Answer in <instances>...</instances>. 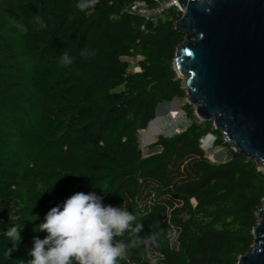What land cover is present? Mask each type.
<instances>
[{
    "label": "trees",
    "instance_id": "obj_1",
    "mask_svg": "<svg viewBox=\"0 0 264 264\" xmlns=\"http://www.w3.org/2000/svg\"><path fill=\"white\" fill-rule=\"evenodd\" d=\"M135 1L96 0L81 11L73 0H0V232L10 224L21 228L17 245L0 235V264H25L32 237L46 234L33 231L45 212L89 190L104 203L124 202L142 234H157L160 264H236L251 250L264 197L258 162L229 147V161L211 163L195 124L162 139L159 152H140L137 132L158 104L185 96L172 66L184 34L173 27L177 9L153 19L129 10ZM12 15L17 21L5 25ZM20 23L28 43L16 36ZM64 52L68 65L59 63ZM44 62L62 67V87L40 106ZM32 126L44 153L29 165ZM219 143H227L221 133ZM169 229L176 233L171 242ZM122 264L146 261L133 250Z\"/></svg>",
    "mask_w": 264,
    "mask_h": 264
},
{
    "label": "water",
    "instance_id": "obj_2",
    "mask_svg": "<svg viewBox=\"0 0 264 264\" xmlns=\"http://www.w3.org/2000/svg\"><path fill=\"white\" fill-rule=\"evenodd\" d=\"M177 3L181 16L173 27L184 38L172 66L186 103L264 173V0ZM256 216L251 250L236 264H264V197Z\"/></svg>",
    "mask_w": 264,
    "mask_h": 264
},
{
    "label": "clouds",
    "instance_id": "obj_3",
    "mask_svg": "<svg viewBox=\"0 0 264 264\" xmlns=\"http://www.w3.org/2000/svg\"><path fill=\"white\" fill-rule=\"evenodd\" d=\"M74 6L83 11L94 5L96 0H73ZM91 53L82 52L87 56ZM72 62L68 52L61 54L59 63ZM187 219V217H185ZM144 226L127 205L103 202L95 191H76L59 203L51 206L33 231L46 234L32 237L25 264H122L127 262L133 250L142 253L146 264H160L157 234H142ZM21 228L8 225L0 232L8 243L21 240ZM127 235L128 239H124ZM169 241L175 239L174 229L168 230ZM14 248L4 250L9 257Z\"/></svg>",
    "mask_w": 264,
    "mask_h": 264
},
{
    "label": "rangeland",
    "instance_id": "obj_4",
    "mask_svg": "<svg viewBox=\"0 0 264 264\" xmlns=\"http://www.w3.org/2000/svg\"><path fill=\"white\" fill-rule=\"evenodd\" d=\"M17 21L16 15L7 16L3 18L5 25H12ZM21 24V23H20ZM20 31L16 34L20 42L28 43L25 38V26L20 25ZM130 66L133 70L138 67L134 61H130ZM41 95L40 106L47 104L51 97L55 96L56 92L61 89L62 84L60 80L59 67H53L50 63H41ZM186 96L172 97L169 100L161 101L157 108L154 118L145 129L137 132V145L143 156H147L161 150V140L165 138H172L193 126H198L201 135L198 139L199 145L202 148L207 159L213 164H222L230 159L229 147L230 145L220 144V131L215 129V132L209 129L208 123L205 120H200L194 113V106H186ZM30 133L32 134L27 143L26 162L31 165L35 160L41 157L44 153L42 145L36 142V126H32ZM258 169H262L261 165ZM262 171V170H261ZM226 221L231 223V219Z\"/></svg>",
    "mask_w": 264,
    "mask_h": 264
},
{
    "label": "built area",
    "instance_id": "obj_5",
    "mask_svg": "<svg viewBox=\"0 0 264 264\" xmlns=\"http://www.w3.org/2000/svg\"><path fill=\"white\" fill-rule=\"evenodd\" d=\"M177 0H156L154 6H148L144 0H138L129 5L128 9L131 11H138L150 18H157L162 15L169 8L177 9Z\"/></svg>",
    "mask_w": 264,
    "mask_h": 264
}]
</instances>
